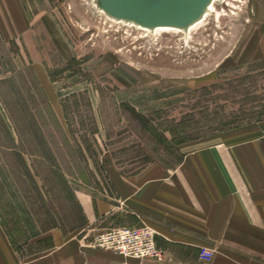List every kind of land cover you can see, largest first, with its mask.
<instances>
[{"label": "rangeland", "instance_id": "rangeland-1", "mask_svg": "<svg viewBox=\"0 0 264 264\" xmlns=\"http://www.w3.org/2000/svg\"><path fill=\"white\" fill-rule=\"evenodd\" d=\"M211 4L150 32L98 0H0V225L23 259L81 225L79 195L264 127V0ZM93 235L80 264H104Z\"/></svg>", "mask_w": 264, "mask_h": 264}, {"label": "crops", "instance_id": "crops-1", "mask_svg": "<svg viewBox=\"0 0 264 264\" xmlns=\"http://www.w3.org/2000/svg\"><path fill=\"white\" fill-rule=\"evenodd\" d=\"M112 185L111 195H79L85 220L52 228L47 254L34 259H23L0 225V264H80L97 256L81 244L90 233L142 224L157 233L161 258L133 260L140 264H264V127L195 149L172 169L118 174ZM202 249L212 250L210 262L199 259ZM99 251L104 264L132 261Z\"/></svg>", "mask_w": 264, "mask_h": 264}, {"label": "water", "instance_id": "water-1", "mask_svg": "<svg viewBox=\"0 0 264 264\" xmlns=\"http://www.w3.org/2000/svg\"><path fill=\"white\" fill-rule=\"evenodd\" d=\"M210 0H98L101 9L152 28L184 29Z\"/></svg>", "mask_w": 264, "mask_h": 264}, {"label": "built area", "instance_id": "built-area-1", "mask_svg": "<svg viewBox=\"0 0 264 264\" xmlns=\"http://www.w3.org/2000/svg\"><path fill=\"white\" fill-rule=\"evenodd\" d=\"M156 236L157 233L145 224L134 227H119L94 234L93 247L125 259L159 260L161 252L156 243ZM212 256V250L202 249L199 259L208 263Z\"/></svg>", "mask_w": 264, "mask_h": 264}, {"label": "bare ground", "instance_id": "bare-ground-1", "mask_svg": "<svg viewBox=\"0 0 264 264\" xmlns=\"http://www.w3.org/2000/svg\"><path fill=\"white\" fill-rule=\"evenodd\" d=\"M213 1H222V0H210L207 4H205L203 7H202V10H201V13L199 14V17L192 23H190L186 29H188L190 26H192L195 22L199 21V20H205L207 16L210 15V13L213 11V4H211ZM97 10L100 11L101 13L104 12L106 14L107 17H109V20L113 21V22H116V23H122L124 25H128V26H132V27H136V28H139L141 30H146V31H150V32H155L156 30H154V28L152 27H149L147 25H143L142 23L138 22V21H135L131 18H127V17H115L111 14H108L106 11H104L103 9L100 10V8L97 6ZM161 30H166V29H171V28H167V27H164V28H159ZM171 31V30H169ZM190 31L189 30H186V34H188V32Z\"/></svg>", "mask_w": 264, "mask_h": 264}]
</instances>
